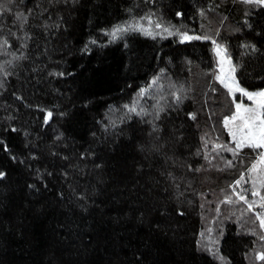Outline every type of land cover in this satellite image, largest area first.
Here are the masks:
<instances>
[{"label": "trees", "instance_id": "16d2710c", "mask_svg": "<svg viewBox=\"0 0 264 264\" xmlns=\"http://www.w3.org/2000/svg\"><path fill=\"white\" fill-rule=\"evenodd\" d=\"M146 15L200 38L105 36ZM213 42L264 88V4L0 0V264H264Z\"/></svg>", "mask_w": 264, "mask_h": 264}, {"label": "rangeland", "instance_id": "374dc122", "mask_svg": "<svg viewBox=\"0 0 264 264\" xmlns=\"http://www.w3.org/2000/svg\"><path fill=\"white\" fill-rule=\"evenodd\" d=\"M157 25H159V27H157ZM118 27L123 30L120 32H117L116 35L113 36L112 35L113 30ZM132 31H138L143 34H145L146 32H150L151 33L150 36H153V37H158L161 39L165 37H172L179 41L185 40L182 38V34L186 33L187 36L189 37L193 36L192 34H190V32L188 33L184 31L182 28L177 27L175 25L163 23L162 20H160L158 17L152 16V15H146L144 17H140L137 19H131V20H128L127 22L118 24L112 29L106 31L105 36L108 38V40H113V39H116L117 37H120L121 35H124ZM169 33H172V34L170 35ZM213 44H214L213 47L215 49V53L217 56V68H218L217 76H220L222 79H224L229 75V73H231V75L234 76L235 80L239 83L236 77V71L231 72V69L234 68V65L232 63L231 57L228 56L225 47L217 42ZM217 45L221 46L220 55L217 54ZM219 81L221 82V80ZM227 82L230 83L231 81H227ZM156 83H152V85L148 88V91L150 92L151 90L156 91L155 89ZM222 84L224 85V83ZM239 86L248 92H259L261 90H264V88L255 89V90L247 89L243 87L240 83H239ZM230 94L234 99L235 97H238V99L235 100L234 112L227 117H231L233 114H235L237 104H243L248 107L253 106V101L249 100L246 96H243L240 92H235L234 94L233 93H230ZM224 126H225V119H224ZM226 130L228 131L230 135L231 141L234 143V147H236L235 141L232 138L229 128L226 127ZM261 149H262V153H264V148H261ZM260 159H261V156L252 164V166L248 169L246 174L242 176L243 180L241 178L238 180L240 181L239 184H237L236 182L235 190H236V194L239 199H240V196H244L245 199L242 201L246 203V205L248 206L247 209H249V204H252V208L249 210H251V213L255 214V218H257L256 220H258L261 225L260 218H258V214H259V217H264V206H262L264 205V200H261V197H263L261 195V189L264 185V163H260ZM253 165H256L255 170H253ZM253 192H257L259 194L253 195ZM261 228L264 231V227H261ZM212 240L215 241L214 238H212ZM208 241L209 240H206V242L209 244ZM214 241H212V243Z\"/></svg>", "mask_w": 264, "mask_h": 264}, {"label": "snow or ice", "instance_id": "6c2138e0", "mask_svg": "<svg viewBox=\"0 0 264 264\" xmlns=\"http://www.w3.org/2000/svg\"><path fill=\"white\" fill-rule=\"evenodd\" d=\"M244 2H256L260 4H264V0H244ZM159 27V25H157ZM121 28H116L113 30L112 35L115 36L117 32L122 31ZM145 34L151 35L150 32H146ZM170 35L172 33H169ZM183 39H199L200 37H189L187 34H182ZM206 39L208 37H205ZM215 43V42H213ZM221 46L217 45V54L220 55ZM223 71V69H222ZM235 69H231V72H234ZM218 80H221V83H224L225 87L229 89L230 93L240 92L243 96H246L249 100L253 101V106L248 107L243 104L236 105V112L231 117L225 118V127H228L233 140L235 141L236 147L235 149H229V151L235 152L238 149L244 147H250L253 149L264 148V90L259 92H248L245 89L239 86V83L235 80L234 76L229 73V75L222 79L220 76H217ZM227 81H231L230 83ZM143 93V90H142ZM141 93V94H142ZM131 111H135V109H130ZM51 113H49V116ZM261 159L260 163H264V153L260 154ZM231 164V162H229ZM256 165H253V170H255ZM4 173L0 172V177H2ZM243 180V177H241ZM240 181H237L239 184ZM259 193L253 192V195H258ZM241 200H244V196H240ZM261 200H264V197H261ZM229 202H231L229 200ZM247 202V201H245ZM264 206V205H262ZM252 208V204H249V209ZM261 222V227H264V217H259ZM264 239V237H261ZM257 259L264 260V252L258 254Z\"/></svg>", "mask_w": 264, "mask_h": 264}]
</instances>
